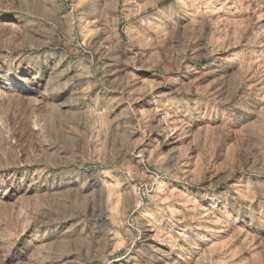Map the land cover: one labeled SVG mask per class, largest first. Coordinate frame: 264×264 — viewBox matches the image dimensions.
Wrapping results in <instances>:
<instances>
[{"label": "rangeland", "instance_id": "1", "mask_svg": "<svg viewBox=\"0 0 264 264\" xmlns=\"http://www.w3.org/2000/svg\"><path fill=\"white\" fill-rule=\"evenodd\" d=\"M0 264H264V0H0Z\"/></svg>", "mask_w": 264, "mask_h": 264}, {"label": "bare ground", "instance_id": "2", "mask_svg": "<svg viewBox=\"0 0 264 264\" xmlns=\"http://www.w3.org/2000/svg\"><path fill=\"white\" fill-rule=\"evenodd\" d=\"M6 78H8L9 79V75L8 74H6V76H5ZM138 122H139V120H138ZM137 123V122H136ZM138 126V125H137ZM136 129V125H135V123H132V124H127V126L125 127V130H127V131H129V132H133L134 130ZM172 143V142H171Z\"/></svg>", "mask_w": 264, "mask_h": 264}]
</instances>
